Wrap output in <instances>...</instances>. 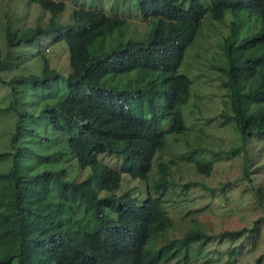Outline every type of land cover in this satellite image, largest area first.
<instances>
[{
  "label": "trees",
  "instance_id": "1",
  "mask_svg": "<svg viewBox=\"0 0 264 264\" xmlns=\"http://www.w3.org/2000/svg\"><path fill=\"white\" fill-rule=\"evenodd\" d=\"M29 1L46 20L5 27L0 73L47 34L66 43L68 64L61 72L42 56L39 74L5 82L13 100L0 110L16 111L10 145L19 138L23 145L0 153V161L12 160L0 171V264H236L244 250L254 251L261 236L255 223L217 235L193 228L164 236L173 225L168 203L189 209L188 192L201 185L174 172L189 165L186 171L210 176L220 158L206 159L202 144L177 159L159 155L170 135L188 130L183 107L193 80L182 68L202 21L224 22L222 63L214 66L224 90L219 117L238 134L229 150L242 162L236 181L245 182L264 225V183L250 177L247 144L259 139L264 148V0H111L106 8L87 1L67 20L63 1ZM28 89L39 108L19 111ZM124 175L143 188L123 189ZM158 236L165 240L156 248ZM247 264H264V252Z\"/></svg>",
  "mask_w": 264,
  "mask_h": 264
},
{
  "label": "rangeland",
  "instance_id": "2",
  "mask_svg": "<svg viewBox=\"0 0 264 264\" xmlns=\"http://www.w3.org/2000/svg\"><path fill=\"white\" fill-rule=\"evenodd\" d=\"M57 1H63L66 5V10L61 17L62 20L68 19L74 6L86 5L87 1L96 6H104V8L111 3V0ZM40 14H42V11L32 1L0 0V45L3 53L6 52L5 27L9 24L13 28L32 26L36 21L46 20L47 14H42L43 17L39 19ZM132 21L133 26L141 27L138 18H133ZM225 33L226 26L224 22L212 21L208 18L202 21L199 35L194 45L189 49L182 68L193 80L191 98L187 105L183 107L188 130L185 134L170 135L168 147L159 155L160 160L177 159L178 154L185 152L188 148L202 144L208 150L203 153L206 159L210 160L216 154L220 159L213 161L214 168L210 176L197 175L193 171H186V169L191 168L189 165H185V171H181L182 174L174 172L176 177L182 175V180H198L201 185H196L188 192L189 209L185 207V203L180 205L174 201L168 203L167 209L172 217L173 225L165 231L164 236L166 238H178L193 228L200 229L206 234L217 235L224 231L249 228L255 223L257 230L261 232L255 250L250 251V248H248L236 259V264H247L264 252V225L263 221L259 219L261 210L257 207V209L254 208L253 197L248 191H243L246 187L245 182L236 181L240 176L242 162L240 155L234 156L229 150L239 142L238 134L232 125H221L223 120L219 117L224 90L219 86L218 72L214 69V66L222 63L219 44ZM20 52V60L17 62V66L10 63L0 73L4 81L0 80L1 109L7 108L13 100L9 86L5 82L14 75L39 74L43 60L42 56L48 58L50 67L61 72L67 70L68 49L66 43L52 38L50 34H47L43 39L41 38L36 44L27 45L24 49L21 48L19 54ZM27 95L26 104L23 105L18 101L17 109L21 111L25 108L29 112L35 109L38 110L40 102L35 104L38 97H34L30 89H28ZM208 120L211 121L206 124ZM16 121V111L0 110V153L12 151L14 154L15 149L17 150L23 145L22 138H19L15 148L10 145ZM247 144L250 151V162L248 164L250 177L254 184L262 185L264 183L263 143L259 139H247ZM109 159H111L109 156L106 157V160ZM22 160L23 158H18L19 162ZM110 162L112 164L116 163L112 159ZM156 162L154 168H156ZM11 164V159L1 160L0 171L7 170ZM173 171H175V168H173ZM87 173L88 171L84 170L81 177L86 176ZM123 178V189L143 188V183L137 179H132L128 175H124ZM202 184H204V187ZM189 210H192L190 215L184 217L185 212ZM165 237H156L153 240L154 246L156 248L160 246ZM213 245L218 246V241L216 240ZM217 248H220V252L223 253V246ZM220 258L226 259L223 254ZM15 263L14 261L12 264Z\"/></svg>",
  "mask_w": 264,
  "mask_h": 264
},
{
  "label": "bare ground",
  "instance_id": "3",
  "mask_svg": "<svg viewBox=\"0 0 264 264\" xmlns=\"http://www.w3.org/2000/svg\"><path fill=\"white\" fill-rule=\"evenodd\" d=\"M207 22V21H206ZM212 32V31H211ZM199 35V34H198Z\"/></svg>",
  "mask_w": 264,
  "mask_h": 264
}]
</instances>
